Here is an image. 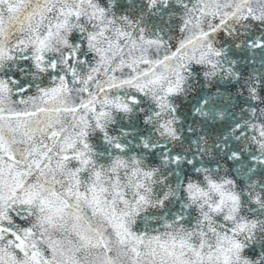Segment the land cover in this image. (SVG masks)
<instances>
[{
  "label": "snow or ice",
  "instance_id": "1",
  "mask_svg": "<svg viewBox=\"0 0 264 264\" xmlns=\"http://www.w3.org/2000/svg\"><path fill=\"white\" fill-rule=\"evenodd\" d=\"M0 264H264V0H0Z\"/></svg>",
  "mask_w": 264,
  "mask_h": 264
}]
</instances>
